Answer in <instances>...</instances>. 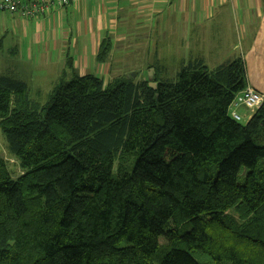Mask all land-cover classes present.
Masks as SVG:
<instances>
[{
    "label": "trees",
    "instance_id": "trees-1",
    "mask_svg": "<svg viewBox=\"0 0 264 264\" xmlns=\"http://www.w3.org/2000/svg\"><path fill=\"white\" fill-rule=\"evenodd\" d=\"M105 34L97 62L112 51ZM154 66L148 68L151 69ZM80 75L67 56L44 103L0 77V264H264V103L228 108L244 59L177 81Z\"/></svg>",
    "mask_w": 264,
    "mask_h": 264
},
{
    "label": "crops",
    "instance_id": "crops-1",
    "mask_svg": "<svg viewBox=\"0 0 264 264\" xmlns=\"http://www.w3.org/2000/svg\"><path fill=\"white\" fill-rule=\"evenodd\" d=\"M136 2L140 3V10L132 14L129 9ZM111 7L122 13L118 16ZM169 11L171 15L165 16ZM121 17L129 24L122 29L119 27ZM41 19L44 20L31 24L37 29L47 27L48 23L64 28L60 33L61 39L52 40L58 53L60 75L67 56L73 58L77 72L84 75L92 59L96 60L106 33L112 38L110 57L117 49H129L134 44L138 46L137 50L147 54L146 41L154 34L149 36L146 29H152L157 21L159 42L156 43V53L152 59L148 55L143 58L151 64L156 63L152 67L154 70L183 69L195 63L214 70L241 57L247 84L264 94V0H89L67 8H54ZM123 29H134L141 34L133 41V35L125 36ZM227 47L238 52V57L224 54ZM218 53L222 59L213 61V54ZM108 61L104 62L105 68L100 67L96 74L104 79L105 84L118 75L124 76L125 71H115ZM246 112L243 116L239 114L247 123L253 114Z\"/></svg>",
    "mask_w": 264,
    "mask_h": 264
},
{
    "label": "rangeland",
    "instance_id": "rangeland-1",
    "mask_svg": "<svg viewBox=\"0 0 264 264\" xmlns=\"http://www.w3.org/2000/svg\"><path fill=\"white\" fill-rule=\"evenodd\" d=\"M80 4V3H79ZM140 3L136 2L133 4L131 9L132 14H135L140 10ZM112 8V7H111ZM117 11L116 8H112ZM122 13V11H117L118 16ZM171 11L166 12L164 15H171ZM95 15L92 14V17ZM44 19H36L35 21H30V19L22 18L21 16L13 17L8 14L0 13V77H12L17 80L24 81L28 84L30 88V97L33 100L40 101L44 103L48 97V94L53 89L59 78L61 77L58 72V64L59 60H57V50L54 49L52 40L55 38H60L61 30L63 27H59L57 25L50 26L48 23L47 27H40L37 29L31 22H39ZM129 24L124 22V17L119 19V27L120 29L127 27ZM124 30L125 36L128 34L133 35V41H135L138 37V34H141L140 31L137 30ZM148 35H153V38L146 41L147 46L146 51L137 50L138 46L135 47V44L127 49L124 47L122 49H117L116 53L110 57V61L108 58V63L112 64V67L115 71H124V75H133L138 73V79L148 78L150 69L148 70V65L155 66L156 63H152L148 60H144L143 58L146 55L152 59L156 53V49L159 40L158 36V23L154 22L152 29H146ZM111 39V36H109ZM61 39V38H60ZM74 38L72 39V43ZM127 46V44H125ZM120 46H118L119 48ZM45 49V50H44ZM224 54L226 55H236L238 57L239 53L232 52V48L227 47L224 49ZM213 61L218 59H222L221 53L213 54ZM104 67V63L97 62L95 59H92L91 66L89 70H87L84 75H96L98 69ZM210 68V67H209ZM152 69V68H151ZM181 69H159L156 68V79L158 82L169 80L172 82L177 81V74ZM79 73V72H78ZM154 80L155 72L151 73ZM117 77H122L118 75ZM137 79V74L136 77ZM104 80V79H103ZM250 114H254L255 111L249 110L243 106L238 108V113L241 115L246 113V111ZM243 116V115H242ZM245 118V117H243ZM246 120L243 119L240 121V124L244 125ZM0 155L3 156L10 164V170L13 172L14 176H18L21 174L20 168L16 165V161L11 157L7 149V141L6 137L0 130ZM192 256L199 264H213L211 259L198 252L194 251L191 253Z\"/></svg>",
    "mask_w": 264,
    "mask_h": 264
},
{
    "label": "built area",
    "instance_id": "built-area-1",
    "mask_svg": "<svg viewBox=\"0 0 264 264\" xmlns=\"http://www.w3.org/2000/svg\"><path fill=\"white\" fill-rule=\"evenodd\" d=\"M89 0H0V13L11 16L36 20L45 16L54 8H67L70 5ZM264 103V94L247 84V87L236 94L228 108L230 117L238 122L243 118L238 108L243 106L249 110L257 111Z\"/></svg>",
    "mask_w": 264,
    "mask_h": 264
},
{
    "label": "water",
    "instance_id": "water-1",
    "mask_svg": "<svg viewBox=\"0 0 264 264\" xmlns=\"http://www.w3.org/2000/svg\"><path fill=\"white\" fill-rule=\"evenodd\" d=\"M149 71H150V73H149L150 86H151L152 88L156 89V88H157V84H156L155 82H152V78H153V76H152V74H151V73L155 72V70L152 68V69H150ZM132 76H133V77H136V74H133ZM128 77H131V75H128Z\"/></svg>",
    "mask_w": 264,
    "mask_h": 264
}]
</instances>
